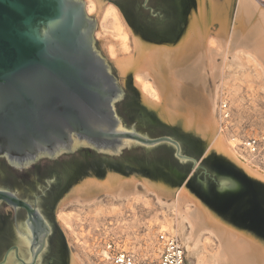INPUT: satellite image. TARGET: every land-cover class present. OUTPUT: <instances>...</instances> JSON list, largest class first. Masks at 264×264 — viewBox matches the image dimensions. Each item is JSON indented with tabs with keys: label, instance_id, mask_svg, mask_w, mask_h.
<instances>
[{
	"label": "rangeland",
	"instance_id": "374dc122",
	"mask_svg": "<svg viewBox=\"0 0 264 264\" xmlns=\"http://www.w3.org/2000/svg\"><path fill=\"white\" fill-rule=\"evenodd\" d=\"M83 1L87 14L96 20L95 47L109 64L126 96L125 102L122 99L115 103L122 125L150 137L170 135L181 143L183 153L197 158L207 155L210 148L208 141L200 138L203 143H198L192 132L181 130L177 124L163 120L156 108L144 101L142 96L145 93L135 84L134 76L130 75L123 80L113 62L115 56L122 55L118 51L119 32L125 28H130L147 42L176 46L185 35L187 19L192 12L198 11L199 3L194 6L191 0H178L177 8L179 7L180 14L177 20L179 25L177 35L172 38H158L157 35L166 29L169 20L172 19L169 17L170 12H176L171 8L169 1L147 0L146 6L151 8L154 15L142 7L143 0H99L103 4L99 14L93 7L89 13L91 4L87 0ZM223 1L213 0L217 5ZM254 1L261 9L264 8V0ZM186 5L188 7L184 12ZM106 7H115L117 16L106 12ZM226 9L227 12H223L226 15L228 30L225 34L233 35L232 39L235 36L240 38L243 32L239 28L236 29V25L233 24L235 0H229ZM254 12L257 13L255 9ZM215 13L216 20L208 25L212 32L218 29L219 21L222 20L221 13ZM250 20L252 21L253 17ZM251 21L244 25V29L247 30ZM237 30L240 34L236 32ZM217 60L221 61L220 58ZM260 73L250 61L243 67L229 60L219 77L214 81L206 79L204 93L211 94L217 87L220 96L217 100V116L223 133L238 154L254 167L264 171V146L260 144L254 153H250L243 145L249 137L260 139L264 135V79ZM146 97V100L153 104V97L145 94L144 98ZM128 98L142 105L145 117H139L132 112L127 103ZM163 164L174 169L175 174L183 172L186 168V164L179 163L174 157L173 148L166 144L151 148L131 144L113 154L97 152L90 146L81 145L71 152H63L52 158L40 156L35 163L25 168L14 166L4 157H0V187L9 189L30 202L36 201L52 226L53 232L47 239L41 258H38L40 264H69L73 254H76L83 264H113L106 257L104 250L105 244L109 241L132 252L140 260H150L158 257L157 234L161 231L172 234L169 227L171 223L174 226L175 224L171 210L168 211L165 206L161 207L151 193L143 191L140 184L139 192L129 200L99 194L86 204H77L67 199V195L71 186L78 182L82 175L92 172L96 178H101L108 171L122 177L140 173L145 178L169 185L175 195L177 191L174 186L175 175L173 172L167 173L162 167ZM195 177L203 180L201 168L196 170ZM42 194L44 195L41 196ZM171 198L163 200L170 202ZM23 221L24 214L19 212L17 222L20 224ZM178 239L180 241V238ZM21 241L15 230L12 208L0 203V259L11 245H18L22 255L28 258V246L21 244ZM63 241L65 248L62 246ZM202 242L210 252L216 250L215 242L206 239V236L202 237ZM201 251L199 249L197 255ZM197 255L192 256L185 250L186 264H202L197 261ZM11 259L14 260L13 256Z\"/></svg>",
	"mask_w": 264,
	"mask_h": 264
},
{
	"label": "water",
	"instance_id": "95a60500",
	"mask_svg": "<svg viewBox=\"0 0 264 264\" xmlns=\"http://www.w3.org/2000/svg\"><path fill=\"white\" fill-rule=\"evenodd\" d=\"M146 2L142 6L152 13ZM95 28L83 0H0V157L24 167L40 156L55 157L81 145L113 154L131 144H166L179 163L191 168L189 175L175 174L176 189L183 185L219 217L264 241V181L213 150L196 158L183 153L181 143L170 135L150 137L122 125L115 102L123 91L95 47ZM124 140L129 143L122 144ZM209 157L220 166L212 169V190L203 194L190 179L201 168V182H209L202 166ZM0 203L15 213L25 210L22 223L14 219L20 238L27 228L33 243L41 236L46 243L51 227L36 201L31 204L0 187ZM11 256L15 264L38 263L27 261L19 246L12 245L0 264H11Z\"/></svg>",
	"mask_w": 264,
	"mask_h": 264
},
{
	"label": "bare ground",
	"instance_id": "6f19581e",
	"mask_svg": "<svg viewBox=\"0 0 264 264\" xmlns=\"http://www.w3.org/2000/svg\"><path fill=\"white\" fill-rule=\"evenodd\" d=\"M87 1L91 4L88 12L90 13L93 7L99 14L102 2ZM228 1L224 0L217 5L213 0H198V11L191 13L185 35L174 47L147 42L130 28H125L119 32L118 51L122 55L113 57V62L123 80L130 75L134 76V82L141 91L153 97L151 104L150 100H146L147 97L144 98L145 94L142 96L144 101L156 108L163 120L177 124L181 130L192 132L202 140L208 141L209 150L222 154L248 175L264 181V171L254 167L246 158L238 154L223 133L217 116V100L220 97L217 87L211 94L204 93L206 79L210 78L214 81L219 77L229 60L243 67L247 66V61H250L264 79V8L257 6L254 0H235L233 24L236 25V29L239 28L243 32L240 38L234 35L237 40L234 37L232 39L233 35L225 34L228 30H226V15L223 12H227ZM114 8L106 7L105 11L116 17ZM215 12L221 13L222 20L219 21L218 29L212 32L208 25L216 20ZM249 21L252 22L251 27L246 26V30L244 25H248ZM238 30L236 32L240 34ZM112 54L111 56L115 55ZM218 58L221 61H218ZM127 143L128 140L122 141V144ZM138 184L145 193H151L161 207L165 206L168 211L171 210L175 226L170 224V232L173 234L170 235L180 238L186 252L196 256L197 251L202 250L197 255L198 262L264 264L262 239L219 217L189 193L183 185L176 189L174 195L169 185L145 178L137 172L122 177L108 171L101 178H96L94 173L89 172L71 186L67 199L77 204H86L90 199L97 198V195L106 194L114 199L129 200L139 192ZM172 194L173 198H171ZM163 198L166 200L171 198L172 201L167 202ZM203 236L215 242L214 252L206 249L202 242ZM38 239L33 243L29 230L25 228L21 244L28 246L29 255L25 258L27 261H37L40 257L45 243L43 236ZM13 262L10 258L9 263ZM69 264L83 263L76 254H73Z\"/></svg>",
	"mask_w": 264,
	"mask_h": 264
},
{
	"label": "built area",
	"instance_id": "2783aa9c",
	"mask_svg": "<svg viewBox=\"0 0 264 264\" xmlns=\"http://www.w3.org/2000/svg\"><path fill=\"white\" fill-rule=\"evenodd\" d=\"M225 104L222 105V108ZM227 115V114H226ZM264 146V135L260 139L247 138L243 145L250 153H254L259 145ZM158 257L150 260H140L135 254L119 247L113 241L105 244L106 257L113 264H186L185 249L179 239L166 231H161L156 237Z\"/></svg>",
	"mask_w": 264,
	"mask_h": 264
},
{
	"label": "flooded vegetation",
	"instance_id": "af4514ba",
	"mask_svg": "<svg viewBox=\"0 0 264 264\" xmlns=\"http://www.w3.org/2000/svg\"><path fill=\"white\" fill-rule=\"evenodd\" d=\"M166 1H169V4H170V6H171V8L173 9V10H175L176 12H170V15H169V17H171L172 19L171 20H169V23H168V25H167V27H166V29H164L163 31H161V33H159V35H157L158 36V38H172L173 36H176L177 35V32L179 31L178 29H179V25H177V20H178V15L180 14V12H178V9H179V7L177 8V6H178V0H166ZM143 7V6H142ZM144 9H147V8H145V7H143ZM148 11H149V9H147ZM151 15H154V14H152V13H150ZM123 91V90H122ZM123 99V101L125 102L126 101V96H125V94H124V91L122 92V95L120 96V98L116 101V102H118V101H120V100H122ZM115 102V103H116ZM127 103L129 104V106H130V108H131V110H132V112H134L136 115H138L139 117H145L144 115V111H143V108H142V105L139 103V102H136V101H134L133 99H127ZM116 112H117V110H116ZM182 146V145H181ZM47 156V155H46ZM47 157H49V156H47ZM49 158H52V157H49ZM197 158V157H196ZM32 163H35V162H32ZM32 163H30V164H32ZM29 164V165H30ZM186 164V168L184 169V171L183 172H179L178 174H183L184 176L185 175H189L190 173H191V168H190V164L189 163H185ZM29 165H27V166H29ZM27 166H24V167H20V168H25V167H27ZM202 166L203 167H205V169L207 170L206 171V174L204 175L205 176V179H207V181H209L207 184H203V182H201V180H198L196 177H195V174H196V171H193L194 173H193V175H191L192 177H191V179H190V184L194 187V188H196L197 190H200L203 194H205V193H207V192H210V190H212V187H213V185H214V179H212V178H214L213 176H214V174L212 173L213 171H212V169H214V168H218V166H220V163L219 162H217V160H215L214 158H212V157H209V158H206V159H204L203 161H202ZM18 167V166H17ZM162 167H163V169H165V171L167 172V173H171V172H173L174 173V175H175V172L171 169V167H169L167 164H163L162 165ZM172 173V174H173ZM44 194H42L41 196H43ZM40 196V195H39ZM39 196H38V198H39ZM20 197V196H19ZM37 198V197H36ZM23 199V198H22ZM28 201V200H27ZM28 202H30V201H28ZM31 204H33V201L32 202H30ZM39 210L41 211V213H42V215L44 216V218L47 220V218L45 217V215L43 214V212H42V210L39 208ZM12 211H13V209H12ZM23 213L24 214V219L26 218V212H25V210L24 209H22V208H18L17 209V211H16V213L13 211V221H14V219H16L17 220V216H18V213ZM48 221V220H47ZM49 223V222H48ZM49 225H50V223H49ZM50 227H51V229H50V232H49V234L47 235V239H48V237L51 235V233L53 232V230H52V226L50 225ZM47 239H46V243H45V246H44V248L46 247V244H47ZM63 244H62V246L65 248V243H64V241L62 242ZM12 246V245H11ZM43 248V249H44ZM43 249H42V251H43ZM42 251H41V253H40V257H39V259L41 258V254H42ZM28 253H29V249H28ZM39 261L40 260H38L37 259V264H40L39 263Z\"/></svg>",
	"mask_w": 264,
	"mask_h": 264
}]
</instances>
